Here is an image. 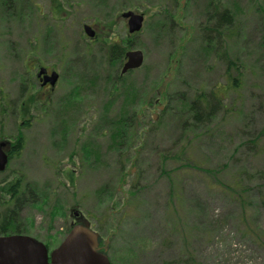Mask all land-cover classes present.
<instances>
[{"label":"rangeland","instance_id":"374dc122","mask_svg":"<svg viewBox=\"0 0 264 264\" xmlns=\"http://www.w3.org/2000/svg\"><path fill=\"white\" fill-rule=\"evenodd\" d=\"M208 3L0 0V105L12 106L0 113L4 136L15 138L23 117L29 123L0 185L21 174L37 194L23 232L51 250L74 209L109 239L111 264H264V177L248 179L264 168V145L248 142L264 127V0H219L234 33L215 48L204 40ZM126 10L143 14L136 33ZM126 40L143 61L120 79L122 63L99 47ZM226 58L240 73L239 96H227L234 108L189 125L194 137L178 157L189 101L222 81ZM40 62L59 71L53 90L38 88ZM40 93L47 103L38 111Z\"/></svg>","mask_w":264,"mask_h":264},{"label":"water","instance_id":"95a60500","mask_svg":"<svg viewBox=\"0 0 264 264\" xmlns=\"http://www.w3.org/2000/svg\"><path fill=\"white\" fill-rule=\"evenodd\" d=\"M130 33L140 30L143 15L131 10L123 11ZM84 32L94 36L91 26L84 24ZM126 61L121 72L137 68L142 64L143 54L138 49L125 52ZM41 71H45L42 69ZM56 72L47 78L51 84ZM5 156L0 152V169L5 164ZM99 234L83 223H74L57 247L49 253L42 242L26 235L0 236V264H111L106 252L98 250Z\"/></svg>","mask_w":264,"mask_h":264},{"label":"trees","instance_id":"16d2710c","mask_svg":"<svg viewBox=\"0 0 264 264\" xmlns=\"http://www.w3.org/2000/svg\"><path fill=\"white\" fill-rule=\"evenodd\" d=\"M174 3L175 0H173V4ZM208 6L210 7V12L207 13V16L213 22L210 27H205L203 29L206 34V38L204 37V40L207 45L212 44L215 48L217 46H221V44L224 43L225 40L230 39V37L234 33L231 32L234 21L231 17L230 11L220 6L219 0H209ZM128 46H130V40H126L121 45L114 42L104 44L102 47H99V50H104V52H101V54L105 55V59L108 63L114 65V62L122 63V61L125 59L124 54ZM224 61L226 62V69L222 81L215 84L213 88L209 90L195 92V95L189 101L188 112L190 114L191 122L185 120L181 124L180 137L184 136V143L181 151L179 152V154H177L178 157H182V155L185 156L186 145L189 144L190 140L194 137L193 134L192 136H190L189 134L193 131V129L189 128V125L195 127V125L207 124L211 121L212 117H214L216 113L220 112L221 110L224 113H228L234 108L233 103L229 104L227 96L232 93L236 94L235 98L239 96L238 91L240 88V77L238 75L240 73L236 75L230 73L231 69H238V62L232 61V59L230 58H226L224 59ZM122 75L123 74L120 73L117 75V77L121 79ZM123 117L124 116L122 115L118 116L117 121L120 123H122V121L124 122ZM185 131L187 132L186 134H184ZM259 134L264 135V127L260 130ZM260 135H255L250 140H248V142L250 141L254 146H257V148H261L262 145H264V139L262 137L260 139ZM185 167L186 166H180L177 170H182ZM188 168H194V165L191 164V166H188ZM173 171L174 170H171L170 172ZM254 177H264V168L249 173L248 179L252 180V178L254 179ZM169 178V181L171 182L172 177ZM235 185L239 186V181L235 180ZM228 189H230L232 192L235 191V187L232 185L228 187ZM173 193L174 191L172 189L170 196ZM236 199L240 200L239 198Z\"/></svg>","mask_w":264,"mask_h":264},{"label":"flooded vegetation","instance_id":"af4514ba","mask_svg":"<svg viewBox=\"0 0 264 264\" xmlns=\"http://www.w3.org/2000/svg\"><path fill=\"white\" fill-rule=\"evenodd\" d=\"M2 2L4 4L10 5L13 2V0H2ZM42 69H45V71H41ZM53 71L56 72L57 76L54 83L51 84L47 78L51 75ZM34 72H35L36 81L39 84L38 88L40 90H46L48 88L49 89L51 88V90H53L54 84L57 83L60 77L58 70L54 68H50L42 64L41 62L38 64V67ZM39 95H40L38 98L39 101L37 100V102L39 103L40 107L37 109L38 111L41 109L44 103H47L44 100V96L41 93ZM0 97L3 96L0 94ZM22 104L24 105V101L22 102ZM10 108H12V106L9 103L2 102V105H0V113L2 112V114H4L5 112H7V110H10ZM21 120L22 122L20 123L18 134L13 139L4 136V131L2 127L4 124L3 119L0 120V152L4 154L6 159L3 168L0 169L1 174H4L5 169L7 168L10 160L12 158H15L16 156H19L24 148L25 139L23 137V134L21 133V129L28 126L29 123H27L28 121L26 120L25 117H23ZM7 178H8L7 176L4 177L0 185V236L26 235L45 244V241H43L42 239H39L35 236H31L22 231L23 229L21 222L23 219L22 217L23 211H25L27 204H34L35 201H37L36 192L27 185L23 186L22 184L23 176H21V174L19 177H16L12 180L10 179L8 180ZM71 212L72 213L70 214H72V218L69 220V226L63 238L65 237L70 227L74 223L81 222L79 219V217H81L80 213L74 209H72ZM90 227L92 226L90 225ZM108 242L109 239L107 238L101 239L98 244V250L102 252H107ZM47 250L49 253L52 249L50 250L47 247Z\"/></svg>","mask_w":264,"mask_h":264}]
</instances>
